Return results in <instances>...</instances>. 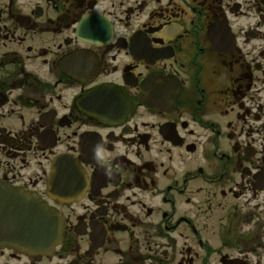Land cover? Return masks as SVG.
Listing matches in <instances>:
<instances>
[{
  "label": "flooded vegetation",
  "instance_id": "flooded-vegetation-1",
  "mask_svg": "<svg viewBox=\"0 0 264 264\" xmlns=\"http://www.w3.org/2000/svg\"><path fill=\"white\" fill-rule=\"evenodd\" d=\"M0 183V264H264V0H0Z\"/></svg>",
  "mask_w": 264,
  "mask_h": 264
},
{
  "label": "water",
  "instance_id": "water-1",
  "mask_svg": "<svg viewBox=\"0 0 264 264\" xmlns=\"http://www.w3.org/2000/svg\"><path fill=\"white\" fill-rule=\"evenodd\" d=\"M59 234V218L40 197L0 183V248L36 256Z\"/></svg>",
  "mask_w": 264,
  "mask_h": 264
}]
</instances>
